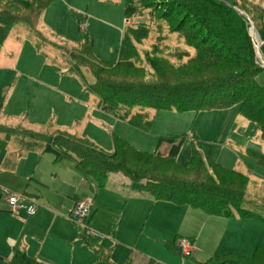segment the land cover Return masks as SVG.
Instances as JSON below:
<instances>
[{
    "label": "rangeland",
    "instance_id": "rangeland-1",
    "mask_svg": "<svg viewBox=\"0 0 264 264\" xmlns=\"http://www.w3.org/2000/svg\"><path fill=\"white\" fill-rule=\"evenodd\" d=\"M164 1L140 3L127 17L128 0H53L36 28L20 24L11 29L0 46V250L27 248V232L49 227L54 237L63 236L46 243L49 264H95L81 232L96 247L109 250L115 264H205L218 244L214 242L230 227L221 217L200 209L144 198L141 193L126 194L129 181L121 175H110L108 184L97 189L96 180L86 179L72 161L56 162L52 152L44 151L43 137L58 131L87 139L106 153L114 152L115 139L120 138L141 152L162 155L170 146L158 147L161 138L184 135L179 164L188 163L195 145L209 170L218 164L247 175L246 204L264 216V163L256 160V155L264 157V138L241 116L238 105L199 113L133 106L126 108L128 117L121 120L102 109L92 89L96 80L91 68L98 75L119 79V73L102 71L96 63L117 64L125 34L136 41L134 61L146 69L144 50L157 51L155 45L173 62L184 53L191 57L203 52L189 48L182 38L193 24L191 19L180 33L176 26L184 14L174 12L173 23L171 17L167 23L160 21ZM244 2L259 8L261 16L264 0ZM256 32L260 50L253 44L263 68V42ZM258 82L264 87V72ZM138 115L151 122L150 128L132 124ZM12 196L37 207L39 220L25 208L12 212L7 203ZM86 198L92 200L88 217L77 224L70 213ZM256 225L264 227L261 222ZM189 234L198 243L193 259L166 249L168 240L176 235L189 240Z\"/></svg>",
    "mask_w": 264,
    "mask_h": 264
},
{
    "label": "trees",
    "instance_id": "trees-1",
    "mask_svg": "<svg viewBox=\"0 0 264 264\" xmlns=\"http://www.w3.org/2000/svg\"><path fill=\"white\" fill-rule=\"evenodd\" d=\"M147 1L128 0L127 17L135 12L136 6ZM52 2L0 0V46L14 26L24 24L31 29L36 28L41 14ZM164 2V14L160 21H167L171 17L173 23L177 14H184L176 26L180 33L191 19L193 24L182 38L188 40L186 45L189 48L197 51L202 48L203 52L191 57L189 53H184L173 62L164 49L155 45L157 51L144 50L149 66L146 69L134 61L136 41L125 34L118 63H96L102 71L119 73V79L98 75L91 68L96 80L92 89L99 96L102 109L125 120L128 117L126 108L133 106L199 113L228 110L238 105L241 116L254 124L264 138V87L258 82V76L264 69L256 57L249 32L250 24L253 23L263 42L261 50L264 56V8L260 10L259 16V8H251L244 0ZM147 10L152 12L151 8ZM176 11L178 13L173 15ZM184 57L189 58L182 62ZM164 64L171 66L172 70ZM142 117H135L132 124L141 129L150 128L151 122L142 120ZM43 139L45 152H52L56 162L72 161L86 179L96 180L97 189L108 184L110 175H121L129 181L132 191L143 192L156 200L176 206L187 205L210 216H239L264 222V216L246 204L249 186L247 175L218 164L209 170L195 145L192 146L188 163L179 164L178 156L187 139L184 135L160 139L158 147L162 143L170 146L165 155L158 151L141 152L120 138L115 139L112 153H106L89 140L66 132L58 131ZM256 160L260 165L264 163L261 155H256ZM80 236L94 253L95 264H114L109 250L93 245L83 232ZM180 240L177 238L167 242V248L181 254L178 246ZM0 264L45 263L16 248L10 259L0 255ZM205 264H264V248L258 247L249 257L229 254L210 259Z\"/></svg>",
    "mask_w": 264,
    "mask_h": 264
},
{
    "label": "crops",
    "instance_id": "crops-1",
    "mask_svg": "<svg viewBox=\"0 0 264 264\" xmlns=\"http://www.w3.org/2000/svg\"><path fill=\"white\" fill-rule=\"evenodd\" d=\"M57 162H59V161H57ZM133 192L141 193L142 197H144V198H147L149 196V195H147L143 192H140V191H132L130 189V183H129L126 194H132ZM77 202H78V200L75 199L74 203L76 204ZM93 203H94V199H93ZM45 211L52 213V211L50 209H46V210H44V212ZM37 213H38V208L36 207V213L34 215H36ZM71 214H72V211L70 213V218H71ZM40 215H41V213L39 212V214H37L35 216V218L37 220H39ZM208 216H210V215H208ZM212 217H216V216H212ZM220 220H224L225 222H229L228 224L230 227L227 228L226 230L222 231L223 234H221L217 238V240L214 242V243H218V244L215 246V250L211 254H209L211 256H207V257H209V258H207V260L208 259L210 260V259H213L216 257L220 258V257L226 256L229 254H237V253L239 255L240 254L249 255L250 253L255 252L258 247L264 248V227H261L260 225H256V223H259L261 221H258L255 219H249V218L243 219L239 216H235V217H231V218L221 217ZM249 222H256V223H251L252 225H249L250 224ZM261 224H263V226H264V222H261ZM51 231H52V228L50 229L48 227L46 229L36 228L35 231L27 232L28 238L25 237V239L30 241L29 244L25 245L27 248H24V247L22 248L23 245H20V248L18 247V249L24 250L32 258L42 260L45 264H49L48 261L51 258L49 256V254L47 253L46 243H48L51 240H57L58 238H60V239L63 238V236L54 237L51 234L52 233ZM58 231H57V233H59V235H61L60 231L59 232ZM190 235H192V236H190ZM193 235L194 234H189V237H190L189 240L193 244L194 254H195V251H197L198 243H197V239L195 240V239L191 238V237H193ZM177 238L183 239L179 235L175 236V239H177ZM174 240H168L167 242H172ZM167 242H165L164 245L169 252H171L172 254L177 255V256L178 255L183 256L181 252H180L181 254H178L175 251L169 250L166 246ZM14 249H16V248L12 249V253H10V250H8V249H5V251L0 250V255L2 257L8 256L9 257L8 259H10L13 255ZM194 254L191 257V259H193ZM221 255H223V256H221ZM244 255H242V256H244ZM111 258H112V253H111ZM196 263L197 264H203V262H197V261H196Z\"/></svg>",
    "mask_w": 264,
    "mask_h": 264
},
{
    "label": "built area",
    "instance_id": "built-area-1",
    "mask_svg": "<svg viewBox=\"0 0 264 264\" xmlns=\"http://www.w3.org/2000/svg\"><path fill=\"white\" fill-rule=\"evenodd\" d=\"M7 202L12 212H17L21 208H25L28 214L31 216H33L36 213L35 206L26 205L24 203H21L18 197H15V196L9 197ZM91 203H92V200L90 198H87L86 200L77 203L74 207V212L72 213L71 219H73L77 224H83V222H85L86 220V217H88L89 206L91 205ZM91 235L99 238V235L97 233H93ZM178 246H179V249L181 250L182 255L185 258H191L193 256L194 247L190 240L181 239L179 241Z\"/></svg>",
    "mask_w": 264,
    "mask_h": 264
},
{
    "label": "water",
    "instance_id": "water-1",
    "mask_svg": "<svg viewBox=\"0 0 264 264\" xmlns=\"http://www.w3.org/2000/svg\"><path fill=\"white\" fill-rule=\"evenodd\" d=\"M240 14H242V15H244L246 18H248L245 14H243V13H241L240 12ZM251 32H252V35H251V37H252V39H253V41H254V44L256 45V47L258 48V50H260L259 48V46H260V44H258V41H257V32H256V28L253 26V24H252V29H251ZM261 54V53H260ZM261 58H260V60L262 61V63H263V69H264V57H262V56H260Z\"/></svg>",
    "mask_w": 264,
    "mask_h": 264
}]
</instances>
